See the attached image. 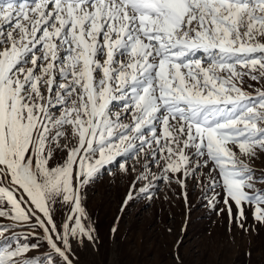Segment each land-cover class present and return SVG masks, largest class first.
Returning a JSON list of instances; mask_svg holds the SVG:
<instances>
[{
  "label": "snow or ice",
  "instance_id": "snow-or-ice-1",
  "mask_svg": "<svg viewBox=\"0 0 264 264\" xmlns=\"http://www.w3.org/2000/svg\"><path fill=\"white\" fill-rule=\"evenodd\" d=\"M245 77L264 82V0H0V264H76L83 189L141 153L125 203L153 180L187 202L200 173L210 207L264 225V89Z\"/></svg>",
  "mask_w": 264,
  "mask_h": 264
},
{
  "label": "rangeland",
  "instance_id": "rangeland-1",
  "mask_svg": "<svg viewBox=\"0 0 264 264\" xmlns=\"http://www.w3.org/2000/svg\"><path fill=\"white\" fill-rule=\"evenodd\" d=\"M244 89L255 95L258 89H264V82L245 77ZM114 110L120 111L118 104ZM125 122H131L130 118ZM145 155L127 160V174L113 166L111 172L102 171L83 189L84 222L95 229L94 242L85 239L82 244L73 243L76 264H264V225L253 219L250 207L245 208L246 231L235 219L229 222L222 199L215 209L210 207L213 193L200 173L187 180V202L179 184L153 180L150 199L134 191L135 198L125 203L135 177L150 163ZM249 163L257 178L264 176V152H258ZM202 171L207 173L208 169ZM152 172L158 176L160 169L153 167ZM146 184L142 181L136 187ZM256 187L264 190V183ZM70 210L56 206L58 225ZM25 234L20 232L21 236ZM29 242L36 240L30 236ZM48 251L41 240V247L28 255Z\"/></svg>",
  "mask_w": 264,
  "mask_h": 264
}]
</instances>
